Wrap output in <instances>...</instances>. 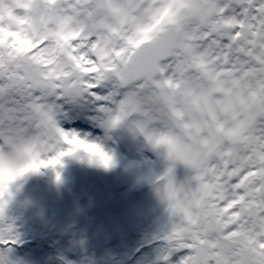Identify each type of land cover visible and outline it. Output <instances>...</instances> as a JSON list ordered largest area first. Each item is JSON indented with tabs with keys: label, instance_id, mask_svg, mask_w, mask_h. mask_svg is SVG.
I'll list each match as a JSON object with an SVG mask.
<instances>
[{
	"label": "snow or ice",
	"instance_id": "obj_1",
	"mask_svg": "<svg viewBox=\"0 0 264 264\" xmlns=\"http://www.w3.org/2000/svg\"><path fill=\"white\" fill-rule=\"evenodd\" d=\"M85 118L167 146L159 264H264V0H0V264H23L15 180L113 166Z\"/></svg>",
	"mask_w": 264,
	"mask_h": 264
},
{
	"label": "rangeland",
	"instance_id": "obj_2",
	"mask_svg": "<svg viewBox=\"0 0 264 264\" xmlns=\"http://www.w3.org/2000/svg\"><path fill=\"white\" fill-rule=\"evenodd\" d=\"M131 119L116 127L82 121L113 153V166L101 168L80 151L64 156L62 166L42 167L15 180L26 192L24 180L33 179L30 188L41 201L32 211L43 210L38 217L27 209L18 216L13 210L16 197L9 200L4 221L18 233L15 258L23 264H159L170 206L160 196L157 178L172 162L167 146H152ZM174 174L184 180L189 172L177 161Z\"/></svg>",
	"mask_w": 264,
	"mask_h": 264
},
{
	"label": "bare ground",
	"instance_id": "obj_3",
	"mask_svg": "<svg viewBox=\"0 0 264 264\" xmlns=\"http://www.w3.org/2000/svg\"><path fill=\"white\" fill-rule=\"evenodd\" d=\"M141 136L144 140L150 142L144 133H142ZM152 146H154L153 143H152ZM100 167L102 168L103 166L100 165ZM111 172H112V169H111ZM32 181H33V179H30V178H26L24 180L23 184H24V189H26V192H21L19 190V188H18L19 182L16 183L14 181L10 185V189L13 191L12 196L16 197V200L13 202V205H14L13 210H15L16 213H18V216L24 212L23 209H27L31 212L34 209L33 206L39 204L41 201V195L38 194L37 192H35L32 188H30V184L32 183ZM48 201H49V199H48ZM64 205H66V204H64ZM42 211H43L42 209H39L36 212H33V211L32 212H33V214H35L38 217L41 215ZM60 238L61 239H71L73 237H66L65 235H62ZM85 246L88 247V246H90V244L86 243ZM86 247H84L85 252L89 251Z\"/></svg>",
	"mask_w": 264,
	"mask_h": 264
},
{
	"label": "clouds",
	"instance_id": "obj_4",
	"mask_svg": "<svg viewBox=\"0 0 264 264\" xmlns=\"http://www.w3.org/2000/svg\"><path fill=\"white\" fill-rule=\"evenodd\" d=\"M97 162L99 163L98 158H97ZM25 163H26V159L25 158H21V159H18V160L15 161L13 167L16 168V169H18V168L22 167ZM114 163H115V158H114ZM99 164L101 166H103L101 163H99ZM169 206H170V204H169Z\"/></svg>",
	"mask_w": 264,
	"mask_h": 264
}]
</instances>
